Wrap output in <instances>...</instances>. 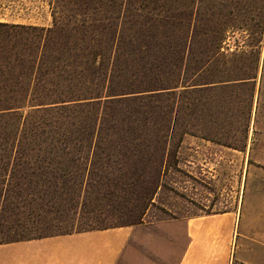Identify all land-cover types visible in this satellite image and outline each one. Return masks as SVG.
Segmentation results:
<instances>
[{"label": "trees", "instance_id": "trees-1", "mask_svg": "<svg viewBox=\"0 0 264 264\" xmlns=\"http://www.w3.org/2000/svg\"><path fill=\"white\" fill-rule=\"evenodd\" d=\"M2 29L34 37L0 53V244L139 224L184 135L246 145L264 0H57L51 27ZM225 105L243 146L221 137Z\"/></svg>", "mask_w": 264, "mask_h": 264}, {"label": "crops", "instance_id": "crops-1", "mask_svg": "<svg viewBox=\"0 0 264 264\" xmlns=\"http://www.w3.org/2000/svg\"><path fill=\"white\" fill-rule=\"evenodd\" d=\"M56 1L0 0V23L49 28ZM256 121L254 117L251 135L248 132L250 143L246 140L244 148L237 149L244 160L234 204L180 217L184 242L169 264H264V128ZM201 140L189 148V169L215 176L223 166L222 156L204 155L213 150L217 154L219 147ZM135 232L129 225L2 243L0 264H118Z\"/></svg>", "mask_w": 264, "mask_h": 264}, {"label": "rangeland", "instance_id": "rangeland-1", "mask_svg": "<svg viewBox=\"0 0 264 264\" xmlns=\"http://www.w3.org/2000/svg\"><path fill=\"white\" fill-rule=\"evenodd\" d=\"M239 38V35H235ZM34 33L23 31L18 32L4 29L0 30V53L5 52H28L27 46L33 40ZM233 40L231 44H233ZM25 50L21 48L24 46ZM8 53V52H7ZM257 89L253 101L252 116L249 126V135L252 133V126L257 118V127L264 128V89L259 96ZM247 90L240 91L241 97H245ZM227 107V116L225 118L226 130L222 133V139L239 146H243L244 138L240 131L235 129L237 119H240L238 111L234 108ZM186 109L179 110L177 119V128L182 129L187 123ZM200 120L198 110L189 118L190 123L197 125ZM231 122V125H230ZM229 123V124H228ZM214 131V130H212ZM215 132V131H214ZM212 132V133H214ZM221 133V132H219ZM214 135V134H212ZM220 137L219 134L212 136L209 146L219 147L217 154L211 151V154L204 156L211 159L222 156L223 166L218 167L215 176H204L191 172L187 161L190 159V146L194 147L197 141L203 143V138L186 134L183 136L180 147L174 155V160L163 173L161 184L157 189L151 204L147 207L145 214L142 216L141 223L134 224L136 232L130 241L127 250L122 255L118 264H169L178 258L179 248L184 242L181 235V225L177 222L180 217L192 213L209 212L211 209H225L232 206L236 200V190L238 186V176L240 173V164L243 155L232 147L228 150L221 148V144L215 141ZM205 140V139H204ZM250 140L247 139V144ZM223 149L222 154L220 150ZM227 151L228 154H225ZM194 154V153H193ZM224 162L227 165H224ZM214 172V171H213ZM100 175L101 172H100ZM119 180V176L107 175L105 177H96L97 180ZM125 179V178H124ZM136 176L130 177L127 181L135 180ZM91 225L96 227L103 224H117L125 221L124 212H110L109 214H92L89 215ZM98 221H102V224Z\"/></svg>", "mask_w": 264, "mask_h": 264}]
</instances>
